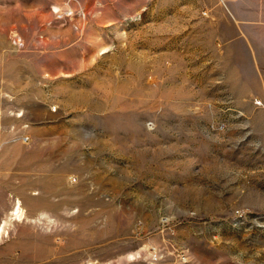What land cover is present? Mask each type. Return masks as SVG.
Returning a JSON list of instances; mask_svg holds the SVG:
<instances>
[{
    "label": "rangeland",
    "instance_id": "1",
    "mask_svg": "<svg viewBox=\"0 0 264 264\" xmlns=\"http://www.w3.org/2000/svg\"><path fill=\"white\" fill-rule=\"evenodd\" d=\"M0 179V264H264V0H0Z\"/></svg>",
    "mask_w": 264,
    "mask_h": 264
},
{
    "label": "crops",
    "instance_id": "2",
    "mask_svg": "<svg viewBox=\"0 0 264 264\" xmlns=\"http://www.w3.org/2000/svg\"><path fill=\"white\" fill-rule=\"evenodd\" d=\"M234 27V25H233ZM231 28V35L226 39V41L230 40L232 42H242L241 38L238 36V29L236 28V26L234 28ZM9 184V185H8ZM6 187H13L14 191H15V206L13 208L12 211V218L14 219H21L18 218L17 214H16V210L19 207L20 210H23L21 207V199H22V195H23V190H22V182H15L14 184H12V182L10 181H3L0 179V203H2L5 192H6ZM3 203L5 204L6 202L3 201ZM5 209V206L2 208ZM7 220H4L3 224L0 226V234H3L4 232H6V224H7Z\"/></svg>",
    "mask_w": 264,
    "mask_h": 264
},
{
    "label": "bare ground",
    "instance_id": "3",
    "mask_svg": "<svg viewBox=\"0 0 264 264\" xmlns=\"http://www.w3.org/2000/svg\"><path fill=\"white\" fill-rule=\"evenodd\" d=\"M19 209H20V208H17V213H19ZM17 216H18V215H17Z\"/></svg>",
    "mask_w": 264,
    "mask_h": 264
},
{
    "label": "built area",
    "instance_id": "4",
    "mask_svg": "<svg viewBox=\"0 0 264 264\" xmlns=\"http://www.w3.org/2000/svg\"><path fill=\"white\" fill-rule=\"evenodd\" d=\"M257 103H261V102H257Z\"/></svg>",
    "mask_w": 264,
    "mask_h": 264
}]
</instances>
